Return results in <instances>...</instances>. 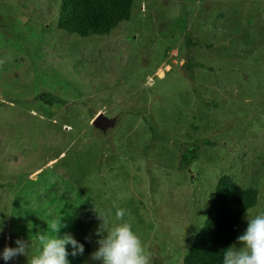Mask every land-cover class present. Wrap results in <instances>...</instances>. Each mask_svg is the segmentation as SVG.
<instances>
[{
  "label": "rangeland",
  "instance_id": "obj_1",
  "mask_svg": "<svg viewBox=\"0 0 264 264\" xmlns=\"http://www.w3.org/2000/svg\"><path fill=\"white\" fill-rule=\"evenodd\" d=\"M59 5L0 0V253L29 242L0 264L39 255L54 219L90 245L80 264H101L93 209L120 223L114 203L150 264H184L222 176L264 214V0H133L90 37L58 28ZM99 112L115 125H92Z\"/></svg>",
  "mask_w": 264,
  "mask_h": 264
},
{
  "label": "trees",
  "instance_id": "obj_2",
  "mask_svg": "<svg viewBox=\"0 0 264 264\" xmlns=\"http://www.w3.org/2000/svg\"><path fill=\"white\" fill-rule=\"evenodd\" d=\"M133 0H60L57 26L60 30L80 37L108 36L131 17ZM45 98H56L43 94ZM195 149L182 152L180 166L186 168L196 159ZM255 187H241L222 176L215 185L203 226L185 254L184 264H223L224 250L233 244L240 219L247 209L256 205ZM85 246L82 256L69 255L70 264H80L90 252L83 238H75ZM71 246L68 251L71 252Z\"/></svg>",
  "mask_w": 264,
  "mask_h": 264
},
{
  "label": "clouds",
  "instance_id": "obj_3",
  "mask_svg": "<svg viewBox=\"0 0 264 264\" xmlns=\"http://www.w3.org/2000/svg\"><path fill=\"white\" fill-rule=\"evenodd\" d=\"M113 206L116 207L115 220L120 223H109L94 206L93 210L101 222L95 230L98 247L90 254V259L101 264H150V253L133 230L131 222L124 220L125 211L115 203ZM246 218L248 227L237 237V243L243 246L238 248L233 244L225 249L223 264H264V214L252 218L247 209ZM47 225V231L37 233L40 253L28 258V264H70L69 255L77 257L84 254V244L72 234L59 236L61 227L67 226L62 225L61 219H54ZM15 244L16 247L7 246L0 253L5 262L21 255L28 257L29 242L17 238ZM68 246H71V252Z\"/></svg>",
  "mask_w": 264,
  "mask_h": 264
},
{
  "label": "water",
  "instance_id": "obj_4",
  "mask_svg": "<svg viewBox=\"0 0 264 264\" xmlns=\"http://www.w3.org/2000/svg\"><path fill=\"white\" fill-rule=\"evenodd\" d=\"M115 117H108L103 112H99L95 115V117L92 119L91 123L95 127L106 131V129L113 127L115 125Z\"/></svg>",
  "mask_w": 264,
  "mask_h": 264
}]
</instances>
